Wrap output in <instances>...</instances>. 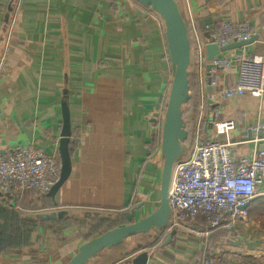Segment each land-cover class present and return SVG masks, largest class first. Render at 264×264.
Here are the masks:
<instances>
[{
    "label": "crops",
    "instance_id": "1",
    "mask_svg": "<svg viewBox=\"0 0 264 264\" xmlns=\"http://www.w3.org/2000/svg\"><path fill=\"white\" fill-rule=\"evenodd\" d=\"M176 1L186 23L191 11L202 38L221 21L246 22L258 35L245 51L264 53V0ZM1 3L0 151L32 145L58 157L62 103L68 107L70 129L78 139L70 156V174L53 197L28 190L3 199L31 203L34 197L47 196V206L39 212L65 210L68 219L82 214L84 222L81 229L71 223L70 230L55 233L48 228L50 221H45L34 233L40 236L37 261L26 252L11 255L12 264H63L97 222L122 215L137 220L158 205L161 125L173 71L164 26L155 12L136 0ZM194 67L191 60L190 68ZM195 69L194 98L190 89L191 101L197 102L194 141L201 132L211 131L208 119L216 105L221 118L235 122L233 131L217 139L231 141L236 157L264 149V92L259 98L244 94L215 104L202 101V92L215 93L231 85L237 67L223 71L205 66L203 84ZM212 78L217 80L215 87L208 85ZM183 110L186 114V107ZM255 126L260 128L256 131ZM256 197H264V185L252 199ZM18 208L31 211L29 218H35L38 210ZM204 226L205 220L198 216L163 235L147 234L154 237L149 241L141 234L131 236L103 249L87 264H128L157 238L163 242L160 247L154 244L147 264H202L209 246L222 264H264V227L249 214L230 229L222 223L205 232ZM173 230L175 234L165 242Z\"/></svg>",
    "mask_w": 264,
    "mask_h": 264
},
{
    "label": "built area",
    "instance_id": "2",
    "mask_svg": "<svg viewBox=\"0 0 264 264\" xmlns=\"http://www.w3.org/2000/svg\"><path fill=\"white\" fill-rule=\"evenodd\" d=\"M188 12L191 17L187 23L191 60L198 70L200 83L203 84L205 66L223 71L233 65L237 67L231 85L215 93L202 92V101L215 104L218 100L244 94L261 97L264 92V53H249L244 49L247 45H242L219 50L211 60H207L205 54V46L209 43H216L220 49L230 43L250 40L258 35L257 31L246 22L224 20L202 38L195 28L191 11ZM208 85L215 87L217 80L212 78ZM211 114L208 119L211 131L196 135L189 155L173 165L168 187L169 230L198 216L205 220V232L222 223L230 229L237 219L246 217L247 203L264 185V149L236 157L231 141L217 139V135L233 131L235 122L221 118V109L216 105ZM259 128L255 126L256 131ZM59 170L56 155L32 145L0 151V193L5 199L17 197L26 190L46 193L57 181ZM213 250V246L207 248L202 264H222Z\"/></svg>",
    "mask_w": 264,
    "mask_h": 264
},
{
    "label": "water",
    "instance_id": "3",
    "mask_svg": "<svg viewBox=\"0 0 264 264\" xmlns=\"http://www.w3.org/2000/svg\"><path fill=\"white\" fill-rule=\"evenodd\" d=\"M145 7H149L162 20L166 38L168 58L173 71L167 92L166 104L160 134V153L162 165L159 179V201L157 207L144 217L132 222L121 224L92 236L82 242L73 255L63 264H87L103 249H110L121 244L126 238L153 230L157 234L165 232L171 213L168 201V187L173 165L185 152V141L188 136L183 118V106L190 99L189 65L191 63L190 38L187 23L176 0H136ZM250 40L230 43L220 49L216 43L205 46L206 59L211 60L219 50H227L242 45H248ZM207 68H211L210 65ZM62 124L58 140L57 153L59 157V176L55 184L47 192L52 197L66 181L71 170L68 140L70 136L69 112L66 103H62ZM264 147V146H263ZM262 147V148H263ZM66 214L65 210L43 213L39 212L35 218L42 220L58 219ZM173 230L166 238L167 242L174 234ZM135 251V248L134 250ZM148 248L137 252L128 264H147L150 258Z\"/></svg>",
    "mask_w": 264,
    "mask_h": 264
},
{
    "label": "trees",
    "instance_id": "4",
    "mask_svg": "<svg viewBox=\"0 0 264 264\" xmlns=\"http://www.w3.org/2000/svg\"><path fill=\"white\" fill-rule=\"evenodd\" d=\"M1 1L2 0H0V9L2 8ZM6 2H7V5H11L12 0H6ZM10 10L11 8H9V12ZM3 22H4V28H5V26L9 23L8 15L5 17ZM194 69H191L189 65V86H190V89L193 91V94L195 93V88H196ZM192 96L194 98L195 94ZM191 99H189L183 106V107H186V111H187L185 114V110H183V118H184L186 129L188 132V136L185 141V144H189L186 142L191 141V137L193 135L191 134V132L194 129V118L196 115L197 102L196 100L192 102ZM77 140L78 139H77L76 133L74 132V130H71L69 140H68V152L70 156L73 150L75 149ZM57 161L59 164V157H57ZM27 191L28 190H26V193ZM28 192H32V191L30 190ZM0 198H1L0 200V256H3L4 254H8L15 250L14 256L17 257L21 253L27 252L30 254L31 259L36 262L37 258L35 254V248H36L37 242L35 239L37 237L34 235V233L37 227H41V225H43L45 221H50V225L48 226V228L50 230H53V232L55 233H59L71 227L72 226L71 223L77 225L80 229L84 223L83 220L80 218H75L71 220L65 216L60 217L55 220L54 219L42 220L39 218H29L28 216L22 217V214L20 212L21 209L18 208L19 206H22L23 208H27V209H34V210L40 209L42 207L47 206L45 205V201L48 202L47 196H44L41 199L34 197L33 200L35 203L32 201L31 203H26L25 200H20V199H16L14 203H12L11 201H5L3 199L4 196L1 193H0ZM40 200H42V203H41L42 206L39 205V202H41ZM257 205L259 206V208L257 210H254V207ZM245 210L247 212V215L249 214L250 217L254 219L256 222H258V224L261 227H264V197H256L252 199V201H250L249 204L246 205ZM132 221L134 220L132 219L127 220L124 215L119 216L115 220L103 219L101 222L100 221L97 222L96 224L97 226L95 225V227H93L92 232L88 234V236L86 237V240L91 238L92 236H95L105 231L106 229H109V228H112V227H115L121 224H126ZM78 233L80 234V231H78ZM158 235H163V233L158 234ZM157 242L161 243L159 238L155 239L153 242H147V248H148L150 255L152 254V251L154 250V244H157Z\"/></svg>",
    "mask_w": 264,
    "mask_h": 264
},
{
    "label": "rangeland",
    "instance_id": "5",
    "mask_svg": "<svg viewBox=\"0 0 264 264\" xmlns=\"http://www.w3.org/2000/svg\"><path fill=\"white\" fill-rule=\"evenodd\" d=\"M191 134H193V131L191 132ZM186 143H189V144H185V152H184V154L182 155V158H185V157H187L188 155H189V153H190V151H191V149H192V147H193V144H194V139H193V135H192V137H191V141H189V142H186ZM33 210V209H32ZM39 210L40 209H38L37 211H35V213L37 212H39ZM21 212V214H22V217H27L28 215H33L32 213H31V211L29 212H26V211H20ZM30 217H32V216H30ZM80 219H82L81 217H82V214L81 215H79L78 216ZM74 226H76L77 228V230L79 229V227L77 226V225H74ZM66 230H70V227L68 228V229H66ZM77 230H75V231H77ZM169 229H168V226H167V228H166V232L168 231ZM81 231V230H80ZM89 232L91 233L92 232V229H90L89 230ZM152 232H154L153 230H151V231H149V232H147V233H144V234H141V237L142 238H144V239H146V241L148 240L149 241V238H151V239H153L154 237L153 236H150V237H148L147 236V234H150V235H152L151 233ZM39 233V232H38ZM155 233V232H154ZM80 234H81V232H80ZM156 234V233H155ZM140 235V234H139ZM34 238V237H33ZM38 239H40V236H39V238H36L35 240H36V242H38ZM161 242H163L161 239H159ZM161 243H158L157 242V245H158V247H160L161 245H160ZM207 251V250H206ZM14 252H15V250L14 251H12V252H10V253H8L9 255H5V256H0V264H12V262H14L13 261V259H12V257L14 256ZM11 255H13V256H11ZM205 256H206V254H205ZM204 256V257H205ZM18 264H21V263H19V261H18Z\"/></svg>",
    "mask_w": 264,
    "mask_h": 264
}]
</instances>
